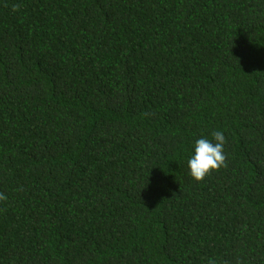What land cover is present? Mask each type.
<instances>
[{
    "label": "trees",
    "instance_id": "trees-1",
    "mask_svg": "<svg viewBox=\"0 0 264 264\" xmlns=\"http://www.w3.org/2000/svg\"><path fill=\"white\" fill-rule=\"evenodd\" d=\"M0 194V264H264V0H0Z\"/></svg>",
    "mask_w": 264,
    "mask_h": 264
},
{
    "label": "clouds",
    "instance_id": "clouds-1",
    "mask_svg": "<svg viewBox=\"0 0 264 264\" xmlns=\"http://www.w3.org/2000/svg\"><path fill=\"white\" fill-rule=\"evenodd\" d=\"M19 5L13 6V11H17ZM227 139L222 131H213L212 140L200 138L194 146V154L188 160L191 177L197 182H203L206 177L213 172L220 171L221 168H227V156L225 154V145ZM7 197L0 194V201Z\"/></svg>",
    "mask_w": 264,
    "mask_h": 264
}]
</instances>
